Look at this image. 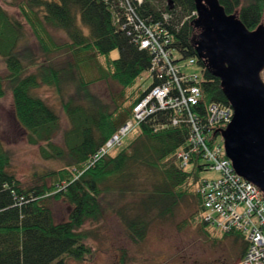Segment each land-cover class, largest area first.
<instances>
[{
	"label": "trees",
	"instance_id": "16d2710c",
	"mask_svg": "<svg viewBox=\"0 0 264 264\" xmlns=\"http://www.w3.org/2000/svg\"><path fill=\"white\" fill-rule=\"evenodd\" d=\"M118 0H11L18 12L12 16L0 4V98L9 91L14 118L25 132L26 142L39 145L45 159H58L63 166L37 175L40 184L24 187L10 171V155L0 140V264H68L90 252L86 224L97 221L102 204H111L129 238L141 242L148 227L166 219L190 195L196 210L180 227L200 225L202 205L196 187V170L204 168L201 155L193 154L187 170L177 155L189 150L188 122L176 125L150 119L138 127L136 135L118 150L98 160L93 156L130 116L142 95L137 84L148 72L151 54L139 49L136 33L118 29L113 16ZM225 13L235 14L248 30L262 25L264 0H218ZM138 15L146 22H160L170 35L168 47L180 60L195 58L200 29L194 25L193 0H145ZM169 16L163 22L162 16ZM61 31L68 42L57 44L50 31ZM86 31V32H85ZM31 38L39 54L30 46ZM116 51L118 56L111 57ZM68 52L71 60L58 62L53 53ZM94 52L102 59L99 80L117 84L127 91L128 107L113 110L89 92L90 82L79 75L82 61L78 53ZM60 57V56H59ZM201 75L202 99L192 112L204 115L208 103L228 105L219 80L197 60ZM264 69L261 72V78ZM53 88L68 121L64 145L53 139L60 130L55 110L36 91ZM72 90V94H71ZM122 112H119V109ZM119 112V113H118ZM121 122V123H119ZM43 145V146H42ZM50 200L71 207L65 221H55ZM242 242L237 259L246 248L241 234L228 233Z\"/></svg>",
	"mask_w": 264,
	"mask_h": 264
},
{
	"label": "rangeland",
	"instance_id": "374dc122",
	"mask_svg": "<svg viewBox=\"0 0 264 264\" xmlns=\"http://www.w3.org/2000/svg\"><path fill=\"white\" fill-rule=\"evenodd\" d=\"M10 1L0 0V4L9 14L18 18L17 10L9 5ZM262 23L264 26V12ZM50 35L57 44L68 42L67 37L61 31L51 30ZM30 46L35 53H40L33 38H31ZM77 55L82 60L78 67V73L85 82H90V94L111 110L116 106L127 108L129 105L126 101L127 91L122 92L121 88L111 81L99 80L103 66L101 57L94 52L78 53ZM52 56L58 57V62H65L68 59L72 62V57L68 52L62 55L53 53ZM117 56L116 51L111 53V57ZM174 56L179 58L177 53H174ZM178 66L185 74L201 75L200 66L197 64L188 65V59L180 60ZM4 73L5 67L0 61V74L3 75ZM262 76L264 77V73ZM152 82V76L145 72L137 84L142 90H145ZM36 93L58 114L60 130L54 137L53 143L63 147V135L69 125L58 96L53 88L44 86L39 88ZM119 112H122L121 108ZM130 116L129 120L131 119ZM131 127L123 131L125 135L121 144L114 146L111 151L115 152L121 145H126L136 135L138 126ZM0 140L10 155V171L24 187L40 184L37 175L60 169L63 166V163L58 159H45L40 152L39 145H30L26 142L25 132L14 118L9 91H6L5 96L0 98ZM219 140L220 137L215 142L217 143ZM202 163L204 162H200V164ZM191 169V166L187 167V170L193 171ZM196 174L200 180H211L217 177V173L211 170H196ZM49 202L55 221H65L71 210L68 203L53 200ZM195 210L196 204L190 194L180 202L172 214L166 215L165 220L153 222L148 227L146 236L141 242H134L127 235L117 213L112 211L111 204L104 201L100 218L84 227L90 233L88 238V244L91 247L90 252L80 260H69L68 264H238L237 255L239 251L237 249L242 248V242L235 240L234 236L225 238L224 233L216 227L208 225L204 220L202 221L207 225L206 230L209 236L204 234L200 225H193L188 228L180 227L181 222Z\"/></svg>",
	"mask_w": 264,
	"mask_h": 264
},
{
	"label": "built area",
	"instance_id": "2783aa9c",
	"mask_svg": "<svg viewBox=\"0 0 264 264\" xmlns=\"http://www.w3.org/2000/svg\"><path fill=\"white\" fill-rule=\"evenodd\" d=\"M144 0H118L114 23L127 34L136 33L139 49L151 54L148 73L152 84L142 90L140 99L131 110V119L121 124L117 132L99 148L94 160H98L120 145L125 129L140 126L152 118L165 123L155 125H176L188 122L191 128L188 151L177 157L188 166L193 154L199 153L204 162L203 170L217 173L215 179L200 180L196 189L202 205V220L216 227L222 233H238L245 240L246 248L238 264H264V197L253 184L239 177L225 157L220 131L232 118L228 105L211 102L204 108V115L193 117L194 108L201 102L200 76L185 74L178 66L179 58L167 45L170 35L160 22L149 23L138 15V8ZM169 16H162L163 22ZM197 64L196 58H189L188 65ZM131 127V128H132ZM220 137L216 143L215 140Z\"/></svg>",
	"mask_w": 264,
	"mask_h": 264
},
{
	"label": "water",
	"instance_id": "95a60500",
	"mask_svg": "<svg viewBox=\"0 0 264 264\" xmlns=\"http://www.w3.org/2000/svg\"><path fill=\"white\" fill-rule=\"evenodd\" d=\"M200 29L196 58L219 80L232 109L220 131L225 157L234 172L264 197V26L250 31L218 0H193Z\"/></svg>",
	"mask_w": 264,
	"mask_h": 264
},
{
	"label": "flooded vegetation",
	"instance_id": "af4514ba",
	"mask_svg": "<svg viewBox=\"0 0 264 264\" xmlns=\"http://www.w3.org/2000/svg\"><path fill=\"white\" fill-rule=\"evenodd\" d=\"M250 31H252V30H250Z\"/></svg>",
	"mask_w": 264,
	"mask_h": 264
}]
</instances>
